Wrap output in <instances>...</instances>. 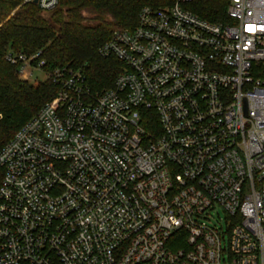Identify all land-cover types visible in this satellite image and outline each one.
<instances>
[{
  "label": "built area",
  "instance_id": "obj_1",
  "mask_svg": "<svg viewBox=\"0 0 264 264\" xmlns=\"http://www.w3.org/2000/svg\"><path fill=\"white\" fill-rule=\"evenodd\" d=\"M192 1L112 33L109 89L6 54L58 91L0 149V264H263L264 0H224L225 22Z\"/></svg>",
  "mask_w": 264,
  "mask_h": 264
},
{
  "label": "trees",
  "instance_id": "obj_2",
  "mask_svg": "<svg viewBox=\"0 0 264 264\" xmlns=\"http://www.w3.org/2000/svg\"><path fill=\"white\" fill-rule=\"evenodd\" d=\"M175 1L58 0L54 8L45 10L29 0H0V149L58 91L48 79L21 80L5 58L9 51L40 52L45 71L80 70L93 90L109 89L122 64L102 57L100 47L115 30L133 29L145 6L167 8ZM184 6L210 21H227L224 0H194ZM142 123L150 133L159 127L152 110L143 114ZM3 173L0 168V184Z\"/></svg>",
  "mask_w": 264,
  "mask_h": 264
},
{
  "label": "rangeland",
  "instance_id": "obj_3",
  "mask_svg": "<svg viewBox=\"0 0 264 264\" xmlns=\"http://www.w3.org/2000/svg\"><path fill=\"white\" fill-rule=\"evenodd\" d=\"M44 80H46V75L42 71H36L34 79H32L31 82L36 83Z\"/></svg>",
  "mask_w": 264,
  "mask_h": 264
},
{
  "label": "water",
  "instance_id": "obj_4",
  "mask_svg": "<svg viewBox=\"0 0 264 264\" xmlns=\"http://www.w3.org/2000/svg\"><path fill=\"white\" fill-rule=\"evenodd\" d=\"M33 2L37 4L38 3V0H33Z\"/></svg>",
  "mask_w": 264,
  "mask_h": 264
},
{
  "label": "crops",
  "instance_id": "obj_5",
  "mask_svg": "<svg viewBox=\"0 0 264 264\" xmlns=\"http://www.w3.org/2000/svg\"><path fill=\"white\" fill-rule=\"evenodd\" d=\"M263 264H264V259H263Z\"/></svg>",
  "mask_w": 264,
  "mask_h": 264
}]
</instances>
